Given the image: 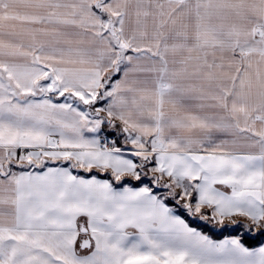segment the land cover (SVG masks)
Here are the masks:
<instances>
[{
  "label": "snow or ice",
  "instance_id": "snow-or-ice-1",
  "mask_svg": "<svg viewBox=\"0 0 264 264\" xmlns=\"http://www.w3.org/2000/svg\"><path fill=\"white\" fill-rule=\"evenodd\" d=\"M0 264H264V0H0Z\"/></svg>",
  "mask_w": 264,
  "mask_h": 264
}]
</instances>
